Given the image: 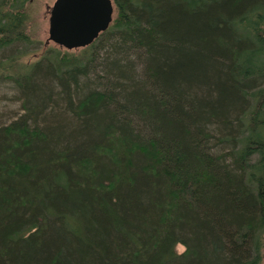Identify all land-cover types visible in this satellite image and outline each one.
Wrapping results in <instances>:
<instances>
[{
    "label": "trees",
    "instance_id": "1",
    "mask_svg": "<svg viewBox=\"0 0 264 264\" xmlns=\"http://www.w3.org/2000/svg\"><path fill=\"white\" fill-rule=\"evenodd\" d=\"M29 3L0 0L25 48L0 264H262L264 0H111L90 44L27 60Z\"/></svg>",
    "mask_w": 264,
    "mask_h": 264
},
{
    "label": "water",
    "instance_id": "2",
    "mask_svg": "<svg viewBox=\"0 0 264 264\" xmlns=\"http://www.w3.org/2000/svg\"><path fill=\"white\" fill-rule=\"evenodd\" d=\"M112 11L111 0H54L46 41L65 49L86 46L108 27Z\"/></svg>",
    "mask_w": 264,
    "mask_h": 264
},
{
    "label": "rangeland",
    "instance_id": "3",
    "mask_svg": "<svg viewBox=\"0 0 264 264\" xmlns=\"http://www.w3.org/2000/svg\"><path fill=\"white\" fill-rule=\"evenodd\" d=\"M54 0H31L27 10L28 14V26L27 30L31 32V37L33 43L30 47H27V60H32L36 58V55L41 47L44 46L47 38V19L49 15V8ZM48 44H53L51 41H47ZM25 49L22 45L16 50L14 47H6L0 50V61H5L10 54H20V51ZM5 64L6 62H0ZM15 61L13 65L10 63L5 66L0 65V124H6L10 122L13 118L17 117L22 113L20 106V94L11 79L6 76V73H12L16 69ZM176 252H181L183 246L176 244ZM262 264H264V257L262 259Z\"/></svg>",
    "mask_w": 264,
    "mask_h": 264
}]
</instances>
